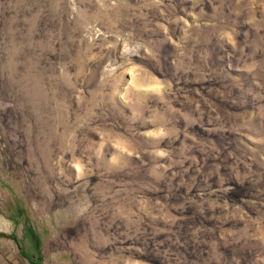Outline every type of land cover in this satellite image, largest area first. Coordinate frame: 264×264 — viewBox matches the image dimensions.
Here are the masks:
<instances>
[{
    "label": "rangeland",
    "instance_id": "374dc122",
    "mask_svg": "<svg viewBox=\"0 0 264 264\" xmlns=\"http://www.w3.org/2000/svg\"><path fill=\"white\" fill-rule=\"evenodd\" d=\"M264 264V0H0V264Z\"/></svg>",
    "mask_w": 264,
    "mask_h": 264
},
{
    "label": "trees",
    "instance_id": "16d2710c",
    "mask_svg": "<svg viewBox=\"0 0 264 264\" xmlns=\"http://www.w3.org/2000/svg\"><path fill=\"white\" fill-rule=\"evenodd\" d=\"M33 262V261H32ZM33 264H38V263H36V262H33Z\"/></svg>",
    "mask_w": 264,
    "mask_h": 264
}]
</instances>
